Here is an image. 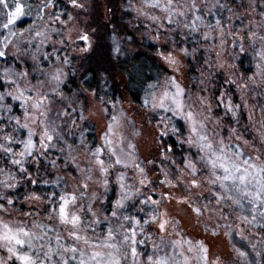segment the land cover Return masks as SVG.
Segmentation results:
<instances>
[{
	"label": "clouds",
	"instance_id": "clouds-1",
	"mask_svg": "<svg viewBox=\"0 0 264 264\" xmlns=\"http://www.w3.org/2000/svg\"><path fill=\"white\" fill-rule=\"evenodd\" d=\"M0 264H264V0H0Z\"/></svg>",
	"mask_w": 264,
	"mask_h": 264
}]
</instances>
